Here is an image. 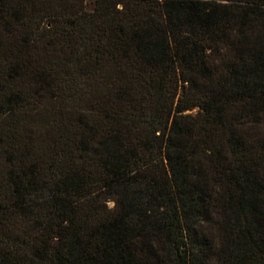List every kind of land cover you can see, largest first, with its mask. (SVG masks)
<instances>
[{
	"label": "trees",
	"instance_id": "obj_1",
	"mask_svg": "<svg viewBox=\"0 0 264 264\" xmlns=\"http://www.w3.org/2000/svg\"><path fill=\"white\" fill-rule=\"evenodd\" d=\"M0 264H264V0H0Z\"/></svg>",
	"mask_w": 264,
	"mask_h": 264
},
{
	"label": "rangeland",
	"instance_id": "obj_2",
	"mask_svg": "<svg viewBox=\"0 0 264 264\" xmlns=\"http://www.w3.org/2000/svg\"><path fill=\"white\" fill-rule=\"evenodd\" d=\"M111 205H113L112 203H110Z\"/></svg>",
	"mask_w": 264,
	"mask_h": 264
},
{
	"label": "clouds",
	"instance_id": "obj_3",
	"mask_svg": "<svg viewBox=\"0 0 264 264\" xmlns=\"http://www.w3.org/2000/svg\"><path fill=\"white\" fill-rule=\"evenodd\" d=\"M110 206H111V204H110Z\"/></svg>",
	"mask_w": 264,
	"mask_h": 264
}]
</instances>
